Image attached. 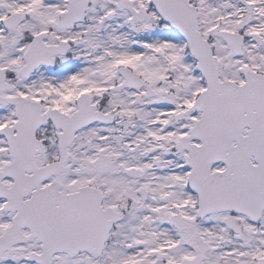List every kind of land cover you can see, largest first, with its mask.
Masks as SVG:
<instances>
[{"label": "snow or ice", "instance_id": "obj_1", "mask_svg": "<svg viewBox=\"0 0 264 264\" xmlns=\"http://www.w3.org/2000/svg\"><path fill=\"white\" fill-rule=\"evenodd\" d=\"M0 264H264V0H0Z\"/></svg>", "mask_w": 264, "mask_h": 264}]
</instances>
